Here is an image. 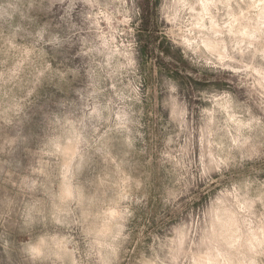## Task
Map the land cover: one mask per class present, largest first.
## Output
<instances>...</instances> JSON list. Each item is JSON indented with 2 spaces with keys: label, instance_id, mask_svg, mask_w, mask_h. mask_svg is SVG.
I'll return each instance as SVG.
<instances>
[{
  "label": "rangeland",
  "instance_id": "obj_1",
  "mask_svg": "<svg viewBox=\"0 0 264 264\" xmlns=\"http://www.w3.org/2000/svg\"><path fill=\"white\" fill-rule=\"evenodd\" d=\"M0 3V264H264V0Z\"/></svg>",
  "mask_w": 264,
  "mask_h": 264
},
{
  "label": "clouds",
  "instance_id": "obj_2",
  "mask_svg": "<svg viewBox=\"0 0 264 264\" xmlns=\"http://www.w3.org/2000/svg\"><path fill=\"white\" fill-rule=\"evenodd\" d=\"M10 9V10H9ZM16 11H18V9L16 8V6L14 4L11 3H0V16L2 17H6L7 21H11L14 14L16 13ZM11 27V25H9ZM18 29H13L7 36L0 32V39L3 40V47L5 49H15L16 46L12 43V41L15 38V32ZM42 39V38H41ZM39 42V41H37ZM18 52H22V49H16ZM45 70H47L45 68ZM42 75V72H38L37 76Z\"/></svg>",
  "mask_w": 264,
  "mask_h": 264
}]
</instances>
